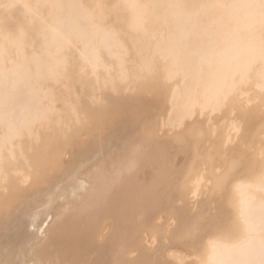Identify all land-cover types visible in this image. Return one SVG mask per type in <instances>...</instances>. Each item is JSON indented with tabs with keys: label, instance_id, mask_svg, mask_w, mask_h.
I'll list each match as a JSON object with an SVG mask.
<instances>
[{
	"label": "bare ground",
	"instance_id": "1",
	"mask_svg": "<svg viewBox=\"0 0 264 264\" xmlns=\"http://www.w3.org/2000/svg\"><path fill=\"white\" fill-rule=\"evenodd\" d=\"M0 264H264V0H0Z\"/></svg>",
	"mask_w": 264,
	"mask_h": 264
}]
</instances>
